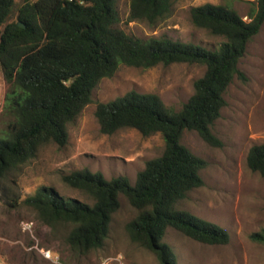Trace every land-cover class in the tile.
I'll use <instances>...</instances> for the list:
<instances>
[{
	"label": "trees",
	"instance_id": "16d2710c",
	"mask_svg": "<svg viewBox=\"0 0 264 264\" xmlns=\"http://www.w3.org/2000/svg\"><path fill=\"white\" fill-rule=\"evenodd\" d=\"M117 0H25L14 20L7 22L15 0H0V69L7 84L2 113L8 118L0 131V200L12 208L26 206L52 230L67 228L65 244L79 254L103 246L112 214L123 194L136 209L125 225L129 239L151 251L159 264H178L163 240L168 227L200 243L224 245L226 228L177 207L194 188L204 185L200 171L207 161L181 142L184 130H195L212 146L221 141L212 132L225 106L232 80L244 79L239 61L248 42L264 23V0L245 15L225 4L204 3L190 8L195 27L222 36L216 49L167 35L141 38L116 26ZM175 0H129L127 20L156 25ZM175 62L205 67L193 93L173 111L151 92L130 90L96 102L100 131L112 134L134 128L143 136L160 133L162 153L147 160L135 182L118 175L106 179L87 168L63 174L68 186L81 190L91 203L63 198L52 187L39 186L21 198L17 177L22 167L49 143L62 147L68 125L92 102V91L120 65L149 68ZM246 165L264 176V142L252 145ZM250 239L264 244V227Z\"/></svg>",
	"mask_w": 264,
	"mask_h": 264
},
{
	"label": "rangeland",
	"instance_id": "374dc122",
	"mask_svg": "<svg viewBox=\"0 0 264 264\" xmlns=\"http://www.w3.org/2000/svg\"><path fill=\"white\" fill-rule=\"evenodd\" d=\"M25 0H15L7 22L14 20ZM225 4L244 20L256 0H175L170 14L156 25L128 21L129 0H117V27L141 38L167 35L173 39L216 49L222 36L193 25L190 8L204 3ZM244 79L235 77L225 92L226 104L214 121L212 132L221 146L206 143L195 130H184L181 142L207 165L200 171L204 185L192 189L177 207L226 228L230 240L210 245L192 240L168 227L164 241L173 250L178 264H264V244L250 235L264 227V176L246 165L249 148L264 142V23L247 44L239 61ZM205 67L197 63L175 62L149 68L120 65L111 77L102 78L88 103L68 125L67 143H49L21 169L17 183L21 198L39 186L52 187L63 198L91 203L81 190L61 179L75 169L101 172L106 179L124 175L131 184L147 160L164 149L160 133L143 136L134 128L112 134L100 131L95 117L96 102H105L127 91L155 93L173 111L179 110L193 93L194 82ZM7 84L0 69V131L8 118L2 113ZM119 208L112 214L109 232L101 248L79 254L64 242L67 228L52 230L40 222L26 206L12 208L0 200V260L8 264H159L149 250L133 243L125 230L136 209L119 195ZM49 251L51 258L43 252ZM57 259V262L55 261Z\"/></svg>",
	"mask_w": 264,
	"mask_h": 264
},
{
	"label": "built area",
	"instance_id": "2783aa9c",
	"mask_svg": "<svg viewBox=\"0 0 264 264\" xmlns=\"http://www.w3.org/2000/svg\"><path fill=\"white\" fill-rule=\"evenodd\" d=\"M43 254L45 257L51 258L50 252L48 250L44 251ZM55 261L57 262V259H55ZM0 264H8V263L4 262L3 260H0Z\"/></svg>",
	"mask_w": 264,
	"mask_h": 264
}]
</instances>
